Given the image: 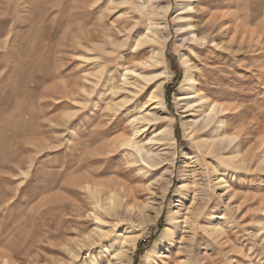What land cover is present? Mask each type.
<instances>
[{
  "label": "rangeland",
  "instance_id": "rangeland-1",
  "mask_svg": "<svg viewBox=\"0 0 264 264\" xmlns=\"http://www.w3.org/2000/svg\"><path fill=\"white\" fill-rule=\"evenodd\" d=\"M137 3L109 11L110 0H0V264L115 261L98 244L80 251L78 240L96 230L83 175L126 187L123 208L108 217L112 233L101 241L110 251L114 238L130 231L145 242L137 264H149L146 253L168 227L174 236L154 250L158 264H264V0H192L186 21L178 19L181 1L170 0L165 117L178 151L164 201L161 184L151 186L161 173L143 176L128 164L137 151L114 148L127 137L163 148L150 142L159 124L136 120L142 104L155 108L152 84L134 74L123 92L111 89L123 83L125 68L150 71L139 65L150 44L134 49L138 34L147 33ZM187 23V32L205 28L208 41L184 42L187 32L178 27ZM187 73L188 91L198 92L191 100L205 98L190 109L176 99ZM180 76L168 103L166 86ZM125 96L127 104L115 106ZM210 103L220 105L213 127L224 122L217 135L236 136L237 154L198 147L211 128L201 133L191 123L201 122ZM198 203L205 210L194 231L185 218Z\"/></svg>",
  "mask_w": 264,
  "mask_h": 264
},
{
  "label": "bare ground",
  "instance_id": "bare-ground-1",
  "mask_svg": "<svg viewBox=\"0 0 264 264\" xmlns=\"http://www.w3.org/2000/svg\"><path fill=\"white\" fill-rule=\"evenodd\" d=\"M180 1L181 3L178 9V19L181 21H186L188 20L189 16H185L184 14L190 11H195V7L193 3H191L192 0ZM132 2L133 0H110L111 7H109V11H113L123 5L131 4ZM137 10L143 16L147 33L138 34L134 40V49L138 50L139 48L144 47V45L150 44L152 47L150 56L139 62L140 66L146 70L149 69L150 71L148 74L146 73V75H144L143 72L138 74L136 73V70L125 68V72L121 74L123 83L120 86H115L111 89L113 91L112 94L115 96L123 92L126 90L125 87H127V85H131V79L129 81V77L134 74L144 79L145 82L152 84L149 93V103L154 104L155 108L149 110L150 106H147V103L142 104L139 107V112L143 113V115L141 117H137L136 120L159 124L157 134H155L150 139V142H156L160 145V147L163 148L160 150L159 148L157 150H153V146L144 145L141 143V141L139 142L136 140V138L132 137L123 138L119 145H115L114 148H132L133 150L137 151L138 155L135 154L136 152L131 154V159H133L129 160L128 164L138 166L137 169L143 174V176H147L148 174L155 172L153 174L154 177H156L159 173H161L159 177L153 179L151 186L161 184L160 189L164 201L172 185L171 178L174 174L173 170L176 166V151H178L174 127L171 124H168V119L165 117L169 114L165 101L164 86L169 76L167 68L165 67V61L166 48L171 39L168 21V16L171 11V3L170 0H138ZM191 28H193V26L189 23L179 25L178 27L179 31H182L183 33L187 32L188 29ZM202 30L200 29L198 33H194L193 31L185 33L182 36L183 41L188 43H198L201 45L205 44L208 41L207 31H205V28H202ZM215 45L217 47H221L220 43ZM181 63L183 66H189L188 56L183 54L181 56ZM111 81H113V77L108 80V82ZM191 82H193V79L191 78L190 74L187 73L185 83L176 91L177 104H182V108L190 109L196 102L199 104L205 102L204 97H198L196 101L191 100V98H193L191 96L197 95L198 93L195 89H192V92L188 91L190 88L189 83ZM127 102L128 98L125 96L120 102L116 103L115 106H123L127 104ZM219 106L216 103L208 104L201 122L199 123V120L196 118L192 121L191 125L199 128L198 130L201 133L207 132L208 129L211 128L208 132L210 135V140L201 139L197 142V145L200 149L211 151V153L217 155L221 154L225 150H230L229 152H231V154H237L238 149L236 150V148H232L236 136L221 137L217 135L219 125H223L224 122L219 121V125L218 123L216 124L218 127H213V124L216 121L215 117L217 116ZM138 133L140 132H136L134 135L136 136ZM222 155L223 153L221 156ZM235 158L236 157L229 160V162H231L234 166L236 164L234 161L236 160ZM81 184L88 195V199L93 205L92 212L88 215V218H90V220L93 218V220L96 222V230L88 234V236L84 237L82 240H78L80 251L90 245L98 244L101 246L102 252L105 254H110L115 259V261L110 260L108 264H132L141 235L132 234L130 231H126L121 235H117L110 246L112 251L109 250V242L105 241V243L101 245V241L107 239L112 233V229L108 228V225L110 224L108 217L117 216L120 209L123 208L124 204L120 190H126L125 185L121 182H118L116 179L101 181L95 180L93 177L88 175H83L81 177ZM193 198L194 202H196L197 198ZM127 207L128 211H137L138 214L142 213L141 209H138L134 204H128ZM144 207L146 206L144 205ZM203 209L204 207L202 203H198L197 205H193L191 208H189V212L187 213L185 219L186 224L190 225L189 228L191 230H196V225L199 222L200 217L203 215V211L205 210ZM160 217L161 210L157 212L156 221H158ZM173 236V232L168 230V227H165L161 236L157 239L155 246L146 253L144 261H148L149 264H158L157 260L153 257V254H155L154 250L157 248V246L162 244L161 242L167 241L169 237L173 238ZM69 252L73 257H77L79 255V252L74 249H69ZM91 264H97V260L94 256L91 257Z\"/></svg>",
  "mask_w": 264,
  "mask_h": 264
},
{
  "label": "trees",
  "instance_id": "trees-1",
  "mask_svg": "<svg viewBox=\"0 0 264 264\" xmlns=\"http://www.w3.org/2000/svg\"><path fill=\"white\" fill-rule=\"evenodd\" d=\"M181 79V76L179 78H175L173 83L172 84H169L166 86V91L168 92V97H167V100H168V103H170V97H171V94H172V89L176 88L178 82L180 81ZM162 223L163 221L160 223L158 229L161 231L162 230ZM152 242V240H151ZM145 242H140L139 245H138V248H137V254H136V259H135V263L134 264H137V261L138 259L140 258V256L143 254V250H144V244Z\"/></svg>",
  "mask_w": 264,
  "mask_h": 264
}]
</instances>
